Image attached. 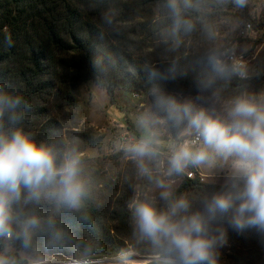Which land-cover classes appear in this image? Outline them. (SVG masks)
<instances>
[{"label": "trees", "instance_id": "trees-1", "mask_svg": "<svg viewBox=\"0 0 264 264\" xmlns=\"http://www.w3.org/2000/svg\"><path fill=\"white\" fill-rule=\"evenodd\" d=\"M191 2L186 17L193 21V30L173 37L166 0H0V84H8L30 105L20 126L37 142L60 151L74 148L81 155L96 143L74 127L80 85L94 82L110 95L119 89L144 93L152 105L156 89L179 103L194 98L198 94L194 80L205 68L206 54L223 51L218 49L217 35L236 36L235 27L252 18L249 0L244 7L234 0ZM5 29L14 40L11 48L4 44ZM228 79L217 84L221 99L230 100L250 88L264 94V73L246 80L233 74ZM169 128L174 137L185 130ZM182 177L173 194L187 197L194 206L218 186L200 177ZM121 190L119 182L113 181L106 205L93 195L78 210L58 209L47 201L21 206L19 211L42 221L53 219L65 239L61 245L49 246L48 236L37 232L31 247L25 248L14 231L12 240L0 238V253L15 247L17 252L6 254L20 263L18 251L38 249L49 256L69 250L74 254L89 245L91 256L118 257L135 244V251L153 256L147 245L133 237L134 194L129 188ZM155 202L165 206L163 200ZM221 259V264H264V249L254 237L236 238Z\"/></svg>", "mask_w": 264, "mask_h": 264}, {"label": "clouds", "instance_id": "clouds-1", "mask_svg": "<svg viewBox=\"0 0 264 264\" xmlns=\"http://www.w3.org/2000/svg\"><path fill=\"white\" fill-rule=\"evenodd\" d=\"M244 7L246 0H234ZM164 7L172 20L171 35L191 32L193 21L186 17L191 0H166ZM178 42V41H177ZM4 44L14 46L12 34L5 29ZM231 61V63H230ZM233 74L244 76L242 65L230 53L209 51L205 68L194 80L198 93L182 103L161 90L153 91L154 114L141 118L146 134L124 145L138 173L160 188L164 207L153 199L133 201V237L148 246L154 264H221V257L234 239L254 237L264 249V96L241 93L227 101L224 115L217 113L219 81ZM207 104L208 107L201 105ZM30 107L22 94L0 84V238L15 231L25 248L32 236L42 232L48 245H61L64 234L55 221L18 209L23 205L53 203L58 209H80L89 196L82 176V161L77 151H60L37 142L20 125ZM157 124L183 127L197 141H178L166 157L167 175L179 176L189 167L214 164L218 159L232 164L222 182L205 194L199 204L185 196H175L170 185L153 176V165L161 160ZM136 245L121 251L116 264H137ZM93 248L84 245L72 264H92ZM0 264H16L14 258L0 253ZM31 264H46L37 256Z\"/></svg>", "mask_w": 264, "mask_h": 264}, {"label": "rangeland", "instance_id": "rangeland-1", "mask_svg": "<svg viewBox=\"0 0 264 264\" xmlns=\"http://www.w3.org/2000/svg\"><path fill=\"white\" fill-rule=\"evenodd\" d=\"M263 4L264 0H249V10L253 22L261 12ZM244 24L241 23L235 27L238 31L236 36L217 35L218 49H222V52H228L229 49L230 52L244 56L247 63L245 74L251 78L260 72L264 73V38L260 36V39L255 41L242 36L241 31ZM230 82L228 79V83ZM246 93L257 97L264 96V94L255 91V88L248 89ZM76 96L79 102L73 109L76 115L75 125L73 124L75 130L92 137L96 143L95 146L88 147L80 155L83 160L82 176L88 183L89 196L94 195L101 205H106L107 196L111 194L109 189L113 186V181H117L122 189L121 192H125L128 188L131 189L136 201L150 198L160 202L162 190L154 182L141 176L134 162L124 152V145L146 134L147 130L140 126L139 121L141 118L154 114L150 96L121 89L115 90L113 95H110L94 82L80 85L77 88ZM186 99L191 98L181 99L180 103ZM227 101L220 99L216 103L217 113L221 116L224 115ZM201 106L208 107L207 104ZM151 130L158 133L161 151V160L158 164L153 165V176L169 184L173 193L181 185L183 175L188 177L193 174L192 179L200 177L204 183L219 185L231 167V158L228 160L218 159L211 165L189 167L182 175L168 176L166 157L170 154L173 144L178 141L195 142L196 136L194 133L182 135L184 130L174 137L168 124H157ZM77 143L82 146L80 141ZM126 185L131 186L127 188ZM13 238L14 235H11L10 239L5 237L6 240ZM6 252H17V248L9 247ZM18 253L21 256L20 260L27 263H31L37 256L42 257L45 261L53 259L64 261L65 259H75L79 254L77 252L73 254L68 250V252L44 256L38 249L33 250L32 253L23 251H18ZM136 254L142 255L137 251ZM116 259L117 257L91 256L92 264H116Z\"/></svg>", "mask_w": 264, "mask_h": 264}, {"label": "built area", "instance_id": "built-area-1", "mask_svg": "<svg viewBox=\"0 0 264 264\" xmlns=\"http://www.w3.org/2000/svg\"><path fill=\"white\" fill-rule=\"evenodd\" d=\"M241 35L244 36L245 38H252L255 41L260 39V36H262L264 38V4H263V7L261 8V12L258 13V17L254 19V22L250 21V22H247L244 24L242 31H241ZM228 53H230L232 60H234V61L238 62L240 65H242L243 71L245 73L247 63H246V59L244 58V56L237 55L234 52H230L229 49H228ZM230 63H231V61H230ZM238 77L241 80L248 79V76L246 74H244V76L238 75ZM196 141H197V138H196L195 142ZM188 177L190 179H192L193 174L188 175ZM7 238L10 239L11 235H9ZM73 260L74 259H70V260L65 259L64 261H57V260L53 259L50 261H46V264H72ZM16 264H31V263L20 262V263H16Z\"/></svg>", "mask_w": 264, "mask_h": 264}, {"label": "water", "instance_id": "water-1", "mask_svg": "<svg viewBox=\"0 0 264 264\" xmlns=\"http://www.w3.org/2000/svg\"><path fill=\"white\" fill-rule=\"evenodd\" d=\"M137 255V264H154L153 256Z\"/></svg>", "mask_w": 264, "mask_h": 264}]
</instances>
